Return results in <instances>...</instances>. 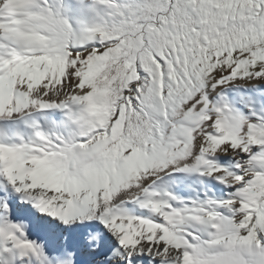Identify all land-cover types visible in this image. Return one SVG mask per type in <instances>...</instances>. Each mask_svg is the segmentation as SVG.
I'll list each match as a JSON object with an SVG mask.
<instances>
[{
    "label": "snow or ice",
    "instance_id": "obj_1",
    "mask_svg": "<svg viewBox=\"0 0 264 264\" xmlns=\"http://www.w3.org/2000/svg\"><path fill=\"white\" fill-rule=\"evenodd\" d=\"M0 264H264V0H0Z\"/></svg>",
    "mask_w": 264,
    "mask_h": 264
}]
</instances>
